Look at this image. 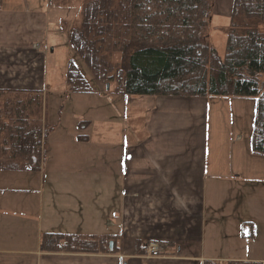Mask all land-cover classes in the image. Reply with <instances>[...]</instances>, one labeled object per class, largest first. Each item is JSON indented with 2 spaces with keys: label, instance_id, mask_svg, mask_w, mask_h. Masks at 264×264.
<instances>
[{
  "label": "crops",
  "instance_id": "obj_1",
  "mask_svg": "<svg viewBox=\"0 0 264 264\" xmlns=\"http://www.w3.org/2000/svg\"><path fill=\"white\" fill-rule=\"evenodd\" d=\"M232 4L217 0L212 14L226 21ZM1 7L0 93L40 97L42 127L54 129L43 138L38 170H23L21 163L0 167V264L264 263L236 252L246 247L242 231L253 235L264 221L254 220L250 138L247 146L232 128L212 130V109L217 116L220 107L212 100L218 97H119L96 88L78 99H102L105 116L100 113L95 122L94 111L88 119L84 110L83 118L52 121L49 97L57 92L49 56L61 46L60 37L68 41L66 11L70 7L72 16L75 6L64 0H2ZM60 94L65 100L74 95L66 82ZM116 123L119 134L110 135ZM59 144L71 154L69 172L49 168ZM84 151L93 163L87 178L77 167ZM100 151L106 153L101 166ZM49 234L106 236L108 252H42V237ZM150 242L168 245V251L147 257Z\"/></svg>",
  "mask_w": 264,
  "mask_h": 264
},
{
  "label": "trees",
  "instance_id": "obj_2",
  "mask_svg": "<svg viewBox=\"0 0 264 264\" xmlns=\"http://www.w3.org/2000/svg\"><path fill=\"white\" fill-rule=\"evenodd\" d=\"M216 2L82 0L68 42L94 80L114 84L112 94L119 97L255 99L251 151L264 157V0H233L222 30V58L208 42ZM65 82L71 94L96 91L72 61ZM42 105L40 97L0 93V167L21 163L22 169L38 170L41 141L54 129L42 127ZM40 250L104 254L108 239L49 234L42 237Z\"/></svg>",
  "mask_w": 264,
  "mask_h": 264
},
{
  "label": "rangeland",
  "instance_id": "obj_3",
  "mask_svg": "<svg viewBox=\"0 0 264 264\" xmlns=\"http://www.w3.org/2000/svg\"><path fill=\"white\" fill-rule=\"evenodd\" d=\"M10 1V0H8ZM12 1V0H11ZM18 1V0H14ZM43 1V0H40ZM55 2H58V0H54ZM52 0V2H54ZM62 1V0H61ZM224 1V0H221ZM82 0H64V3L67 5H74L75 11H73L75 14L72 16H68V11L70 10V7L67 8L66 11V23L67 28L65 30L71 29L72 26L79 21L80 13L79 9L81 7ZM81 9V8H80ZM75 17V20L73 18ZM229 20L228 18L226 21L220 20L214 16V13L212 14L211 20L209 22L208 26V42L215 48L218 55L222 58L224 56V50H225V35L221 31L222 28L227 26V23ZM63 29V28H61ZM63 29V31L65 32ZM264 31V27L262 28ZM68 32V31H67ZM59 42L61 43V46L55 50L54 54L49 56L50 61V71L52 72V82L54 83V86L56 88V95H53V97H49V103L48 108L50 110L49 118H52V121H71L75 118H88L91 114L89 110L94 111L93 120L96 119L95 122L98 121V117L100 116V113L106 115V113L109 112L107 108H104L102 104V99H99L96 96L87 95L86 100H83V98L78 99V95L74 94L71 98L65 100L64 94H60V91L64 89V83L66 81V72H67V66L69 61H72L79 69L81 74L85 77V80L92 84L103 94L106 93H112L114 89V84H111L109 88L107 89V86L98 84L89 70L86 68V66L83 64L81 59L76 55L73 48L68 44V41H63V36L60 37ZM197 98V97H195ZM202 98V97H200ZM206 98V97H205ZM212 99L214 97H211ZM213 103L217 102L220 103V107L218 110L217 116H215L216 111L215 108L212 109V114L214 117L212 118V130L218 129L220 131L230 130L231 128L236 132L237 135H241L244 137L245 141L244 143H249V138L251 139L252 136V126H253V119L255 116L256 111V100L253 98L248 99H240V98H223L218 97L215 100H212ZM98 104V105H97ZM88 105L89 107L84 109L85 106ZM90 106H92L90 108ZM98 106V110H94V107ZM64 107V110L62 112V109ZM86 110V115H82L83 111ZM80 111V112H79ZM82 112V113H81ZM83 116V117H82ZM101 124V121L99 122ZM98 124V125H99ZM100 131L104 132L106 134V129L103 131L101 126L99 125ZM112 129V127H111ZM120 126L118 123H116L112 129V133L110 135H118L119 134ZM43 136V134H42ZM225 138V133H224ZM43 146V145H42ZM42 146L39 147V151H41ZM56 162L51 161L49 163V168H57V172L59 170L62 172L68 171L69 172V162H70V153H68L66 150L60 148V144L58 145V149H56ZM250 150V149H247ZM98 151V148H97ZM105 152L100 151V166L102 163L101 159L103 156L105 157ZM80 158L77 160V167H82V171L84 173V178H87L89 169H92L93 163L90 162L91 155L87 156L84 152L78 153ZM106 158V157H105ZM248 159L244 162V165L248 163ZM58 174V178H59ZM93 180V179H92ZM105 181V172L100 171V184ZM95 194V187L93 185V191H92V197ZM104 196V198H103ZM244 199H249L250 195H244ZM86 203V202H84ZM88 203V202H87ZM99 209L100 212H105V205H106V199H105V192L100 191V199H99ZM254 220H256L258 223H261L264 221V157L254 155ZM249 230L246 229L243 235H246L247 238H243L246 247H242L240 249H237L236 252L240 254L241 256H244L246 258H264V225H258L255 226L253 235H248ZM242 235V234H240ZM247 241V242H246ZM233 245V244H232ZM217 256H226V253H220L217 252Z\"/></svg>",
  "mask_w": 264,
  "mask_h": 264
},
{
  "label": "built area",
  "instance_id": "obj_4",
  "mask_svg": "<svg viewBox=\"0 0 264 264\" xmlns=\"http://www.w3.org/2000/svg\"><path fill=\"white\" fill-rule=\"evenodd\" d=\"M43 145V140L41 141V146ZM169 246L162 243L150 242L146 245L145 256L150 258H157L164 256L168 251Z\"/></svg>",
  "mask_w": 264,
  "mask_h": 264
},
{
  "label": "water",
  "instance_id": "obj_5",
  "mask_svg": "<svg viewBox=\"0 0 264 264\" xmlns=\"http://www.w3.org/2000/svg\"><path fill=\"white\" fill-rule=\"evenodd\" d=\"M107 88H108V86H107Z\"/></svg>",
  "mask_w": 264,
  "mask_h": 264
}]
</instances>
